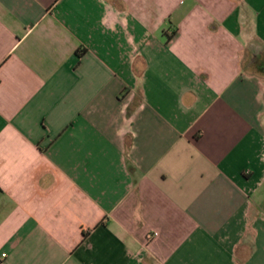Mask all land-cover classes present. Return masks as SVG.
Returning <instances> with one entry per match:
<instances>
[{
	"label": "crops",
	"instance_id": "obj_1",
	"mask_svg": "<svg viewBox=\"0 0 264 264\" xmlns=\"http://www.w3.org/2000/svg\"><path fill=\"white\" fill-rule=\"evenodd\" d=\"M0 264H264V0H0Z\"/></svg>",
	"mask_w": 264,
	"mask_h": 264
},
{
	"label": "built area",
	"instance_id": "obj_2",
	"mask_svg": "<svg viewBox=\"0 0 264 264\" xmlns=\"http://www.w3.org/2000/svg\"><path fill=\"white\" fill-rule=\"evenodd\" d=\"M3 256H5V255H3Z\"/></svg>",
	"mask_w": 264,
	"mask_h": 264
}]
</instances>
